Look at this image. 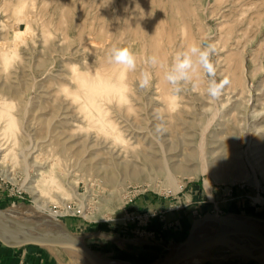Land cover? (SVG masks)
<instances>
[{"label": "rangeland", "instance_id": "374dc122", "mask_svg": "<svg viewBox=\"0 0 264 264\" xmlns=\"http://www.w3.org/2000/svg\"><path fill=\"white\" fill-rule=\"evenodd\" d=\"M68 1L0 0V140L5 146V150L0 153V160L2 159L0 161V209L11 211L10 216L13 214L14 217H19L20 222L25 219V222L36 224L35 230L38 232L42 226L53 227L62 232L65 228L106 257L128 260L132 264L162 262L180 247V243H184L189 234L188 232L186 236H183L182 241L173 248L158 251L148 259H139L132 253L124 254L121 246L127 239L137 242L144 240L147 236V238H154L153 233L147 231V226L154 217L163 216V211H166L164 207H135L137 204L140 205V199L144 201L143 205L148 199L153 198L162 203L167 201L173 208L180 206L185 211L186 209L191 211V208L196 205L199 207H194L195 219L207 213H214L233 220L240 226L264 233V160L256 163V160L264 158V155L261 156L264 154L263 0L194 1L196 16L185 17V25L188 28L187 32L192 36L193 43L201 47L208 44L215 45L216 51L211 57L214 62V72L208 74L201 70L192 81L180 85L179 94H174L173 85L171 87L167 81L166 89L157 87L160 76L159 64L153 66L146 61L148 65L143 72L148 70L147 72L151 74L149 85L141 89L140 85H133V81L129 84L133 87H129L128 94H135L130 95L132 100L134 98L133 103L138 108L144 107L141 108L142 113L136 111L138 114L134 112L131 117L133 116L132 120L143 128L150 122L148 119L150 115L146 113L154 112L155 108H157L155 113H166L165 117L168 119L169 114L167 115L166 102H164L167 99V90L176 96L179 104L177 111L180 112L174 118L169 117L172 121L161 122L162 126L170 128V131L172 126L177 129L178 132L174 131L170 134L171 138H177L180 135L183 138L189 135L193 144L199 145L202 130L209 118L213 116L211 126L206 132L205 147L208 151L210 149L217 151L214 154L208 153L210 162L214 161L216 156H220L221 160L211 174L179 172L175 174L174 183L169 182L164 173H155L151 179L142 180L125 176L120 182L121 185L119 183H117L118 186L113 185L104 179L102 170L86 159L88 156L83 149L88 146L96 152L95 159H100L102 165H106L110 153L106 148L97 147L96 141L90 140L91 143L84 146L88 143L85 131L87 127H85L86 120L80 115L82 120L78 125L82 126L81 128L74 126L73 121L70 120L67 125L62 126L63 129L60 127L64 134H75V139L71 141H77L74 146L76 149L83 147L80 153H75V149H64L62 144L57 143L60 158L55 169H62V174L58 177V182L62 186L58 188L55 183L47 182L46 187L43 190L40 189L38 193L27 188V180L36 177V170L34 165L25 166L22 163L23 159L21 155L19 156L21 153L19 151L36 145L39 147L35 152V154L39 153L37 159L42 160L41 158L47 157V136L49 135L47 123L50 122L51 117L53 119L55 114V119L59 112L75 115L79 113L76 104L72 103L67 96L66 100L62 99L64 94H59L57 88L67 85V87H75L72 83L74 80L70 78L74 66L81 70H88L96 65V68H92L93 70L108 71V66L101 65V68L99 66L100 57L105 53L111 54L109 40H103L104 44L101 42L94 46L88 44L87 48L83 46L85 37L90 36L88 34L95 36L97 41H101L109 34L108 30L96 20V3H92V0L86 3L82 0ZM208 1L209 7L205 9L204 6H208L206 4ZM20 7L21 14L17 11ZM98 25L101 29H98ZM133 26L134 24L131 23V27ZM16 31H20V35L15 36ZM61 31L65 33V36ZM179 33L177 32L178 41L183 37L181 28ZM167 47L168 63H163L161 67L164 77L171 68L174 55L184 51L185 44ZM3 51L15 53L8 63L1 56ZM105 56L108 55L105 54ZM138 59L142 61L139 56ZM93 60L94 63H92ZM141 61L136 62V65L139 63L138 67L145 63L141 64ZM225 78L229 80V84L224 87L218 98H211L208 95L210 84L213 81L219 83ZM149 96L150 98L146 99ZM227 96L233 97L231 98L233 100H227ZM62 100L65 101L64 104ZM155 100L159 102V105H154ZM117 105L111 104L113 107L111 110L116 111L115 108H120ZM114 111H111V115L117 120L119 114ZM10 116L15 118V125L7 128ZM119 120L120 118L117 121L121 127L124 122ZM184 128L189 131H185ZM90 132L95 133L94 130ZM177 133L179 135H176ZM217 136L223 141V145L216 146L217 143H209L213 141L212 138H218ZM230 140L236 141L231 143ZM251 140L253 142L250 144ZM142 146L138 145L137 148L141 149ZM2 153L6 155L3 157ZM231 159L239 161L236 165L238 168L241 166L244 173L247 171L248 177L238 180H217L216 174L224 170L225 175L231 172L229 170L234 165ZM194 166V162L189 164V167L193 169ZM206 178L210 179V188L206 184ZM37 204H42L43 208L38 207ZM229 206L230 209H228ZM206 209L207 213H205ZM52 212L56 214L52 216ZM41 220L46 223H40ZM94 225L96 227H93ZM106 225L120 227V229L112 232ZM21 227L26 230L23 226ZM94 230H99L101 236L96 235L98 233L95 234ZM226 237L236 238L237 235ZM23 246L25 245L20 247ZM42 246L50 250L53 256H57L62 264H74L67 250L62 246L48 244ZM211 248L206 257L184 260L179 264H264L261 259L264 252L257 255H242L226 244H216ZM118 255L129 258L123 259Z\"/></svg>", "mask_w": 264, "mask_h": 264}, {"label": "bare ground", "instance_id": "6f19581e", "mask_svg": "<svg viewBox=\"0 0 264 264\" xmlns=\"http://www.w3.org/2000/svg\"><path fill=\"white\" fill-rule=\"evenodd\" d=\"M82 1L83 3H86V1L88 0H82ZM194 1L197 2V0H92V3L94 4L96 3V8H97V11H96L97 19L96 20H98V24L101 23V25L108 30L109 34L104 39H101V41L99 40L97 41L95 39V36L92 37L93 36L92 34H88L91 37L90 36L88 38L85 37L86 39L85 42L87 41L88 42L87 43L84 42L83 46L87 48L86 45L88 44L89 45L93 44L94 46V44L97 45L101 43L103 40L105 41L109 40L110 43L108 44V46H109L110 51L113 48L130 47L131 50L136 55V62L141 61L138 59V56H139L142 59L141 64L145 62L143 64L144 66L140 64L141 67H138L139 63H137L138 65H136L134 70H127L124 68L123 65L111 62L109 54L105 53L106 55H108L106 57L105 54L103 55L101 53L103 56L100 54L102 57H100L99 67L101 68L102 67L101 65H106L108 66L107 68L108 71L101 72V70L99 69L93 70L94 69L93 67L96 66L95 65L96 63L94 64L95 66L92 67L93 69L91 68L88 70L87 69L81 70L77 68L76 66L72 68V74H70L71 75L70 78L74 80V82L72 83L75 84V87L74 86H73L74 88L67 87L68 85L66 84L67 86H60L57 89H59L58 91L59 94H64L62 99H65V97L67 96L68 98H70L72 103L76 104V109L78 110L79 113L78 115H75L74 113L68 114L66 112H59L57 114L58 116H56L55 119H54L55 114L53 115L54 120L50 116L53 121L49 117H47L50 119V120L47 119L50 121V122L48 121L49 123H47V126H48L47 129H48V134H49L47 136V152H48L47 157L41 158L42 160L37 159V156L39 155V153L35 154V152H37V149H39V147L36 145L28 146L22 151H19L21 153L18 152L19 156L20 155L22 156V159H23L22 163H24L25 166H28V165L35 166L34 170H36V175H35L36 177L34 179L30 178L27 180V183H28L27 188L32 190L34 193H38L41 191L40 189L43 190L46 187L47 182L55 183L56 187L58 188L62 186V184L58 182V177H59V174H62V169L61 170L60 168L55 169V166L57 165V161L60 158L59 151L57 150V143L62 144L64 146V149H67V148L70 150L75 149L74 151L75 153H80V150H82L83 147L82 148L79 147L76 149V147L74 146H76L75 144H77V141L75 142L71 141V139H75L74 138L75 134L73 133L64 134L65 132L63 130L61 131L60 127H62L63 125L64 126L67 125L69 123L68 122L69 120L73 121L72 124L77 127L79 126L78 124H79V121L81 122L82 117L86 120V126L85 125L83 126L87 127L85 131L87 132L86 138H87L88 143H86L84 146H88L90 140L92 142L96 141L95 145H97V147L106 148L109 150V153H110L108 157L106 156L108 158L107 163H105L106 165H102L101 164L102 161L100 159L98 160L95 159L96 152L93 151L92 148L89 149L88 148L89 146H88L83 149L87 153L86 156H88L86 159L90 163L95 164V166L99 170H102L103 171L102 175L104 179L110 182L111 184L113 183V185L115 184L117 185V183L120 184V182L123 180V177L125 176L126 177L128 176L129 178L135 179V180H142V179H151L152 177H154L155 173H164L166 175V178L169 180V182L174 183L175 174L179 172H182L185 174L189 173L190 171L194 174H200V173L211 174L212 173V171L218 166V162L221 160L220 156H216L215 160L210 162L208 159V153L214 154L217 151L215 149H210L208 151L206 150V147H205L206 132L211 126V123L213 121V116L209 118L207 125L202 130V137H201V141L199 145L195 146L193 144V141L190 138L191 136L189 135H185V136L183 135L184 136L183 138L180 137L181 135L178 136L177 138H171L170 134H172V132L174 131L178 132L175 126L174 127L172 126L171 127L172 130L170 131V128L162 126L161 124V122H166L167 120H170L169 119L170 116L171 117L173 116L174 118L175 115L180 113L177 111V106L179 104L176 101V98H175L176 96L173 95L172 92L165 90L167 94V99L164 102H166L165 105L167 109L166 108L165 109L167 111V115L169 114V116H167L168 119H166L165 117L166 113L165 114L160 113V112L155 113V109H157L155 108L154 112L146 113L147 115L148 114L150 115L149 118L148 116H146L148 119H150V122L144 128L136 124V121L132 120L133 116L131 117V114H134V112L136 115L138 114L137 113L138 111L142 113L141 110L144 107H141L142 109L138 108V106H136L133 103L134 98L132 100V98L130 97L131 94L130 95L128 94L129 87L132 86V85H129L130 81L131 82L133 81V85L134 84L138 86L140 85L142 73L144 71V68L145 67L147 68V65H148L146 64V61L148 62V57L153 56V55H155L159 60L158 68H159L160 76H159V81H158L159 85L157 87H160L162 89L167 88L166 79L162 74L163 70H161L163 63H168L167 61H168L169 52H168L167 46L169 45L175 46L178 44L180 46L181 44H185V49H186L189 45L193 44L192 36L187 32L188 28H186V25H185L186 24L185 17H188V16L195 17L196 16L197 12L193 4ZM64 4L66 5V2H64ZM206 4L208 6L205 5L204 6L205 9L209 7V1ZM92 8L94 9V7ZM17 11L19 12V14H21L22 8L21 7L17 8ZM131 23L134 24L133 27H131ZM178 28H179V31H178ZM180 28L182 29L183 37L181 36L182 37L181 40L178 41L179 35H177V32L178 33L180 32ZM98 29H101V28L99 27ZM98 31L99 30H97V32ZM62 32L63 31H61V33ZM66 32L67 30L65 31V33ZM95 32H93V34ZM65 33H62V34L64 35ZM80 34L83 35L82 33H79V35ZM18 35H20V31L15 32V36H18ZM86 35L87 34H85V36ZM62 39H64V37ZM79 41H81V39ZM1 54L5 62L8 63L11 57L15 53H13L12 51L11 52L3 51ZM94 60L92 63H94ZM50 73L52 74V72ZM53 74H56V73H53ZM56 75H59V74H56ZM126 77H127V80H126ZM50 78H52V76H50ZM65 78H66V75H65ZM48 80H51V79H48ZM59 94H56V95H59ZM132 95H135V94H132ZM227 97H228L227 100H230L231 98H233L231 96H230L231 98H229V96ZM49 98H51V96ZM147 98L149 99L150 96L146 97V99ZM161 99H164V98H161ZM64 103L65 101H63V104ZM158 103L159 102L155 100L154 105L157 106L159 105ZM111 104L112 105L114 104L115 106L118 104L117 106H120V108H115V110L117 111V114H119V117L117 118V120L120 118L119 122L120 121L124 122V124H122L121 127L119 126L118 121L114 119L113 116L111 115V111H114V110H111L113 108ZM147 104L149 103L147 102ZM239 105H241L240 102H239ZM66 110L67 109H65V111ZM68 111L70 110L68 109ZM80 115H82L81 118L79 117ZM13 124L15 125V118L13 116H10L8 118L7 128L13 126ZM81 127L82 126H79L78 128H81ZM61 129H63V127ZM74 129H77V128H74ZM91 130H94L95 133L91 134L90 132ZM185 131H189V130H185ZM176 135H179V134L177 133ZM212 135L213 134H211V136ZM101 136L105 138L103 139ZM217 137L218 138H212L213 141H210L209 143H217L216 146L223 145L222 143L223 141L219 139V136ZM235 141L236 140H230L231 143H234ZM252 142L253 141L251 140L249 143L251 144ZM3 143L4 142L0 140V153L5 150V146L3 145ZM117 144L119 145V149H118ZM138 145L140 146L143 145V146L140 149V148H137ZM138 153H140V155H138ZM2 155L4 157L6 153H2ZM262 155L264 154H261V156ZM125 156L126 158H124ZM256 157H259V156H256ZM231 160L233 161L235 159H231ZM263 160L264 158H261L260 160H256V163L258 161H263ZM192 162L195 163L194 169L189 167V164ZM233 163L236 167L232 165V169L229 170L231 172L225 175V170L223 169L224 173L222 172L223 174L222 173L216 174V179L217 180L219 179H222V180L237 179L238 180V179H244L248 177L247 171L244 173V170L241 166H239L240 168H238L237 166L239 164L238 160L233 161ZM46 166L47 168H45ZM263 166H264V163H263ZM253 170H254V167H253ZM230 175H231V178H229ZM206 184L208 185V188H210L209 178H206ZM44 205H45V202H44ZM37 206L40 208H43L42 204L41 205L37 204ZM9 213H11V211H2L0 213V218L5 215H10ZM52 213H53L52 216L56 214L55 212H52ZM11 215L14 217L13 214ZM15 218L18 220L20 219L19 217H16V216ZM20 223H29V222H25V219H24ZM30 224H31L30 226L21 225L26 230L22 229V227L19 225L20 232H22L23 234H28V235L37 234L38 231L35 230L37 225L34 223H30ZM217 227L218 225L215 223L201 224L200 222H198V224L195 226L193 235L191 237V241L195 242L199 240L200 238L207 235V232L211 233L212 231L217 229ZM39 232L43 234H47V235H54V236H69L70 235V233L65 228L63 229V232H62L60 230H56L53 227H49V226H44V227L42 226ZM219 243L230 245L239 254H242V255L243 254L257 255V254L264 252V240H261L259 238L249 236V235L240 234V235H237L236 238L235 237L229 238L225 236L219 240ZM62 247L65 250H67L69 257L71 258V261L74 264H93L76 247L71 246V245H62ZM210 248L211 246L201 250L200 252L187 258L186 260L201 258L202 256L207 255ZM183 250H184V246L180 248L179 252H182ZM261 259H263L264 261V254L262 255ZM124 262L129 263L126 261Z\"/></svg>", "mask_w": 264, "mask_h": 264}, {"label": "water", "instance_id": "95a60500", "mask_svg": "<svg viewBox=\"0 0 264 264\" xmlns=\"http://www.w3.org/2000/svg\"><path fill=\"white\" fill-rule=\"evenodd\" d=\"M3 210L0 209V213ZM200 223L213 222L218 225L217 229L211 233L205 235L199 240L192 242L191 237L193 235L195 226ZM40 223L45 224L46 221L41 220ZM19 225L30 226V223H20L15 217L5 215L0 218V242L11 248L20 247L27 244L38 245H71L81 251L93 264H132L131 262H121L119 259L108 258L96 252L81 238L72 234L67 230L69 236H54L47 235L41 232H37L34 235L23 234L19 230ZM251 235L253 237L264 240V233L255 229H251L245 226H240L237 222L230 220L223 216H217L214 213H207L202 217L195 219L189 230V234L184 243H180L174 252L167 256L162 262L158 264H179L187 258L197 254L201 250L219 243V240L229 235ZM228 245V244H226ZM184 246V250L179 252L180 248Z\"/></svg>", "mask_w": 264, "mask_h": 264}, {"label": "crops", "instance_id": "0c3cea01", "mask_svg": "<svg viewBox=\"0 0 264 264\" xmlns=\"http://www.w3.org/2000/svg\"><path fill=\"white\" fill-rule=\"evenodd\" d=\"M143 202L144 201L140 199V205L137 204V206L135 207L145 206L151 208L152 207L166 208V211H163L164 212L163 216L154 217L147 226V231L149 233H153L154 238H147L148 237L147 236L144 240L141 239L140 241L137 242H133L127 239V241L124 243L123 246H121V248L123 249L122 252L124 254L132 253L133 255H137L139 259H143V258L148 259L152 257V254L154 255L158 251H162V250L165 251L169 250L173 248L175 245H177V243L182 241V237L188 234L192 222L195 219L194 207H199V206L194 205L193 208H191L192 209L191 211L189 209H186L185 211V209L184 210L181 209L180 206L173 208L172 206H169V202L165 201L162 203L159 202L158 199H153V198L148 199L146 201L147 204L145 203L144 205ZM228 209H230V206L228 207ZM205 213H207V209L205 210ZM106 226H108V228L112 232H116L117 230L120 229V227L117 228L110 225H106ZM93 227L96 226L94 225ZM94 233L95 234L98 233L96 235L101 236L99 230L98 231L94 230ZM98 253L103 255L100 252ZM118 256L123 259L129 258L124 255L123 256L118 255ZM120 261L128 262V260H120ZM0 264H62V263L60 262L57 256H53L51 251L45 249L42 245L27 244L23 247L13 249L0 243Z\"/></svg>", "mask_w": 264, "mask_h": 264}, {"label": "clouds", "instance_id": "9594fccd", "mask_svg": "<svg viewBox=\"0 0 264 264\" xmlns=\"http://www.w3.org/2000/svg\"><path fill=\"white\" fill-rule=\"evenodd\" d=\"M215 45L208 44L201 47L195 43L189 45L184 51L178 52L172 62L170 70L165 74L166 81L173 85L174 94L181 91L180 85L188 83L201 71L212 74L214 72V62L211 57L215 53ZM111 62L123 65L127 70H134L136 67V55L130 47L113 48L110 54ZM148 62L156 66L159 63L158 58L153 55L148 57ZM151 80V74L147 71L142 73L140 87L146 88ZM229 84L227 78L219 83L213 81L208 88V95L211 98H218L224 87ZM103 238V234H102Z\"/></svg>", "mask_w": 264, "mask_h": 264}]
</instances>
